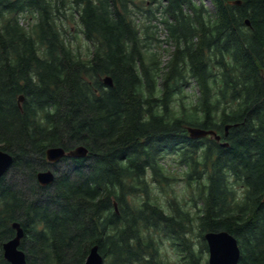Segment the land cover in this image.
<instances>
[{
    "label": "trees",
    "instance_id": "1",
    "mask_svg": "<svg viewBox=\"0 0 264 264\" xmlns=\"http://www.w3.org/2000/svg\"><path fill=\"white\" fill-rule=\"evenodd\" d=\"M209 1L0 0V149L13 157L0 264L15 221L25 264H84L94 245L104 264H172L163 238L208 264L209 231L235 236L238 264H264V0ZM143 12L163 17L165 63ZM51 146L88 153L51 163ZM169 155L189 198L169 185Z\"/></svg>",
    "mask_w": 264,
    "mask_h": 264
},
{
    "label": "water",
    "instance_id": "2",
    "mask_svg": "<svg viewBox=\"0 0 264 264\" xmlns=\"http://www.w3.org/2000/svg\"><path fill=\"white\" fill-rule=\"evenodd\" d=\"M236 3L239 4L240 2L237 1ZM247 23L249 22L247 21ZM105 82L108 85H112L111 77H106ZM21 99H23V97H21ZM228 128L229 126L226 127V130H228ZM189 132L193 138L212 135L217 140H220L221 137L214 130L202 128H190ZM87 153L88 149L85 146H78L68 151L61 146H51L46 150L48 161L53 163L59 162L64 156L84 157ZM12 161V155L0 149V176L8 170ZM37 178L41 184L46 185L54 180L55 174L49 169L38 172ZM13 226L17 230L16 236L3 244L4 257L11 264H25L26 254L20 248V241L24 235V230L17 222H15ZM204 236L208 244V264H238L241 256V249L235 236L227 231H209L206 232ZM84 264H104V257L100 254L98 245L91 247Z\"/></svg>",
    "mask_w": 264,
    "mask_h": 264
},
{
    "label": "rangeland",
    "instance_id": "3",
    "mask_svg": "<svg viewBox=\"0 0 264 264\" xmlns=\"http://www.w3.org/2000/svg\"><path fill=\"white\" fill-rule=\"evenodd\" d=\"M204 1L207 5L211 6V2L209 0H204ZM136 2L139 4L143 3L142 0H136ZM147 6H150V5L147 4ZM152 8L154 9L155 7H152ZM146 15H147L146 12H143V15H140L138 13L139 22L141 23V21L143 20L147 25L152 26L151 30L155 31V36L157 38V40L153 41L152 43L153 46H155L153 51L158 52L161 61L165 63L168 60L170 52L173 50L172 49L173 47L170 45V43L165 41V30L166 29L164 27V24L162 23L163 17L160 16L159 14L156 18H153L151 21H148L150 17L152 18L154 16L153 15L146 16ZM73 30H74V27H73ZM84 51L87 52L86 48L84 49ZM188 87L189 88L186 90V92L189 95V97L185 98L184 100L186 104L188 103L190 104L191 101L196 100L199 94V91L196 88V86H194V84H191ZM164 162H165V167H167V174L170 175L172 179L169 182L171 189H174V192H177L179 195L185 196L184 198H189L190 192L192 190L189 188V186L186 184V180L183 178V175L186 173L187 168L185 166H181L178 162V159L175 156L174 157L171 155L166 156L164 158ZM153 185L154 187L159 186L158 183H154ZM163 196H164L163 194L160 195L161 202L165 204L166 199ZM193 237H194V240L198 242L195 235H193ZM160 250H161V253L164 254V257L170 260L172 264H185L183 260H179L178 251L175 249L174 245H172V242L169 241L167 238L162 239ZM207 260H208V255H207Z\"/></svg>",
    "mask_w": 264,
    "mask_h": 264
},
{
    "label": "flooded vegetation",
    "instance_id": "4",
    "mask_svg": "<svg viewBox=\"0 0 264 264\" xmlns=\"http://www.w3.org/2000/svg\"><path fill=\"white\" fill-rule=\"evenodd\" d=\"M49 162H51V161H49ZM51 163H53V162H51ZM54 163H57V162H54ZM12 164V163H11ZM11 166V165H10ZM48 169H51V170H53L52 168H48ZM1 177V176H0ZM37 180H38V178H37ZM39 181V180H38ZM40 183V182H39ZM41 184V183H40ZM50 184V183H49ZM47 185V184H46ZM15 222H17V221H15ZM15 222H13L12 223V227L14 228V226H13V224L15 223ZM17 223H19V222H17ZM20 224V223H19ZM20 226H21V224H20ZM22 227V226H21ZM16 230V229H15ZM16 232H17V230H16ZM15 236H16V234H15ZM14 236V237H15Z\"/></svg>",
    "mask_w": 264,
    "mask_h": 264
},
{
    "label": "bare ground",
    "instance_id": "5",
    "mask_svg": "<svg viewBox=\"0 0 264 264\" xmlns=\"http://www.w3.org/2000/svg\"><path fill=\"white\" fill-rule=\"evenodd\" d=\"M65 150H67V149H65ZM70 150H73V149H70ZM4 250V249H3ZM6 259V258H5ZM7 260V259H6ZM8 261V260H7ZM9 262V261H8Z\"/></svg>",
    "mask_w": 264,
    "mask_h": 264
}]
</instances>
